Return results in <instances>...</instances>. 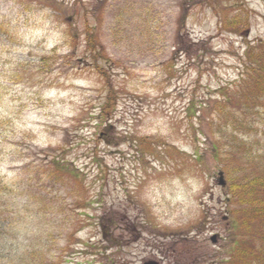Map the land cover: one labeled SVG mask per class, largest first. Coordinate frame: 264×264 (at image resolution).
Here are the masks:
<instances>
[{"label": "rangeland", "instance_id": "1", "mask_svg": "<svg viewBox=\"0 0 264 264\" xmlns=\"http://www.w3.org/2000/svg\"><path fill=\"white\" fill-rule=\"evenodd\" d=\"M260 42L264 0H0L7 246L42 240L47 264H219L236 209L227 129L246 95L264 118L241 76ZM50 158L72 175L41 185Z\"/></svg>", "mask_w": 264, "mask_h": 264}, {"label": "trees", "instance_id": "2", "mask_svg": "<svg viewBox=\"0 0 264 264\" xmlns=\"http://www.w3.org/2000/svg\"><path fill=\"white\" fill-rule=\"evenodd\" d=\"M230 24H239V21ZM84 27H86V44L92 49L95 45V39L91 34H88V32L91 33V29L90 27H87V22H85ZM72 37H75V35ZM243 54L245 62L243 63L244 68L241 76H244L242 80H245L247 77L249 81L245 91L251 95L253 94L254 97L259 100V102H257L252 99L255 103H261V105L258 104L257 106L259 109L263 110L261 113V115H263L264 42H260L255 48H247ZM245 99L246 102L242 105L245 110H241L245 111L242 114L244 119L238 120L231 117L234 119L230 121V128L227 129V134H231L228 137L226 136V139L229 140H227V144L231 143L230 148H233L234 150L233 152L230 150V156L232 157L231 161L236 165V167L228 173V177L230 176L228 197L230 202L236 206V209L233 210L234 231L232 234L231 248L230 251L226 252L227 256L225 258L221 256L220 259H218L217 262H219V264H264V149L262 151L259 150L261 145L258 144L256 139L257 135L253 132L254 130L250 129L249 122L247 125L246 121L249 120L247 119L248 116L251 118L253 114L250 111L249 114L247 111L249 108V105H247V95ZM253 118L256 120V125H259L260 120L264 122V118H257V114H255ZM98 119L100 120V117L96 118V120ZM240 134L247 138L242 139ZM216 147H212L213 151L218 150ZM44 165L45 167H40L44 169L43 177L38 175L39 171L37 170L33 176H37L36 179L38 183L41 182V185L42 182L48 178L60 179L62 177H67L69 174L72 175L69 166H67L61 158H50V160ZM234 170H237L240 173H245V176L236 179L237 175ZM234 173L235 177L232 175ZM11 191L14 192L12 189H9L4 178L0 176V264H15L16 261L19 260L20 263L23 261L25 264H47V261L44 258V250L41 248V246L44 245L42 240H38V242L36 241L34 243L31 242L29 247L23 250H21L20 244L16 242V244L14 243L16 246L13 249L12 247L14 244H12V247L7 246L10 235L8 234V238H5L6 229L4 228H12V221L15 218L14 215L9 212L14 200L12 199V201L9 198H6V193H11ZM37 193L29 198L31 199L30 203L34 208L33 210L37 209L39 212L41 208L39 203H44V196L41 192ZM47 204L46 209L50 210L49 212L51 215L53 214L55 217L57 214L58 216V206L56 204V206H54V203L52 204L51 202ZM50 204L53 207L52 209L49 208ZM44 208L45 206L43 209ZM40 230L41 229H39V231ZM9 231L12 230L8 229V232ZM42 233L46 236L47 234L49 235L46 230H42ZM18 251H22L23 253L17 254Z\"/></svg>", "mask_w": 264, "mask_h": 264}, {"label": "water", "instance_id": "3", "mask_svg": "<svg viewBox=\"0 0 264 264\" xmlns=\"http://www.w3.org/2000/svg\"><path fill=\"white\" fill-rule=\"evenodd\" d=\"M145 264H156V263L152 262V263H145Z\"/></svg>", "mask_w": 264, "mask_h": 264}]
</instances>
